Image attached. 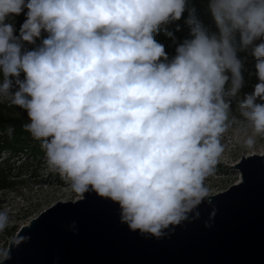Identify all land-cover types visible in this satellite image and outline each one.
<instances>
[{"label":"clouds","instance_id":"1","mask_svg":"<svg viewBox=\"0 0 264 264\" xmlns=\"http://www.w3.org/2000/svg\"><path fill=\"white\" fill-rule=\"evenodd\" d=\"M25 8L14 35L5 21ZM208 8L219 34L193 10L191 38L170 59L154 37L181 19L186 0H0V97L27 112L23 128L40 141L50 171L81 197L94 192L118 204L120 223L145 238L200 219L202 203L212 206L210 228L216 208L206 181L223 134L235 126L247 148L264 137V0H209ZM42 33L37 48L24 49ZM249 48L258 83L237 101V52ZM8 220L0 211V231ZM68 229L75 234L76 223ZM10 258L0 249V264Z\"/></svg>","mask_w":264,"mask_h":264},{"label":"water","instance_id":"2","mask_svg":"<svg viewBox=\"0 0 264 264\" xmlns=\"http://www.w3.org/2000/svg\"><path fill=\"white\" fill-rule=\"evenodd\" d=\"M240 181L202 203L200 219L166 238H145L120 223L118 204L85 193L74 202L42 206L9 241L5 264H264V155L242 157ZM75 222V234L68 225ZM30 237L16 245L18 236Z\"/></svg>","mask_w":264,"mask_h":264},{"label":"rangeland","instance_id":"3","mask_svg":"<svg viewBox=\"0 0 264 264\" xmlns=\"http://www.w3.org/2000/svg\"><path fill=\"white\" fill-rule=\"evenodd\" d=\"M202 2L208 20L205 29L209 34L218 35L219 30L208 8L209 0ZM26 12L27 9L25 8L19 16L8 19L17 28L14 35H19L20 27L26 19L24 14ZM46 35V33H42V36L37 38L35 43L24 42V49L34 50L39 46V43H42ZM154 38L164 45L165 51L171 59L176 55L177 45L191 37L190 33H182L176 39V43H173V40H164L163 34L159 31ZM260 42V40L255 41L256 44ZM237 56L243 62L242 76L244 79V86L240 89L239 97L236 98L238 101L243 99L245 94H250L254 90L258 79L255 74L257 61L251 54V48L238 51ZM226 74L231 75L230 73ZM20 78L23 79V73H21ZM0 81H2V76H0ZM257 102L261 101L258 100ZM0 104H4L6 114L29 122L27 112L17 106L10 105L7 98L0 97ZM231 110L233 115L239 116V109L235 100L231 101ZM247 134H252L251 128L247 129ZM244 136L245 133L237 132L235 126L223 134L221 143L224 146V152L217 164L216 174L206 181L211 196L226 191L240 181V173L234 166L240 162L242 157L264 155V137H256L254 147L247 148L243 144ZM36 142L40 143L38 140ZM33 153L30 149L16 153L0 149V211H6L9 217L6 228L0 231V249H7L9 241L14 238L18 231V223L27 225L30 220L38 217L42 206L51 207L59 201L74 202L82 198L81 195L72 191L69 183L63 180L58 173L50 171L45 160V154L35 156ZM65 190L71 191L72 194L67 197L60 193Z\"/></svg>","mask_w":264,"mask_h":264},{"label":"trees","instance_id":"4","mask_svg":"<svg viewBox=\"0 0 264 264\" xmlns=\"http://www.w3.org/2000/svg\"><path fill=\"white\" fill-rule=\"evenodd\" d=\"M202 1L203 0H186V10L182 14L181 19L161 26L160 32L163 34V39L168 41L172 40V38L165 35V30L172 32L176 39L182 33H190V26L186 21L190 12L193 10L197 20L204 28L207 27V14L202 6ZM5 22L11 24V21L8 19ZM178 26L179 30H177ZM14 29L17 28L14 27ZM40 44L41 43L38 45ZM26 123L27 122L21 118L6 114L4 104H0V149L12 153L28 151L30 149L34 152L33 154L35 156L44 155L45 153L41 148V144L37 143L31 134L24 130L23 125ZM10 127L13 129L11 137H9L7 131Z\"/></svg>","mask_w":264,"mask_h":264},{"label":"bare ground","instance_id":"5","mask_svg":"<svg viewBox=\"0 0 264 264\" xmlns=\"http://www.w3.org/2000/svg\"><path fill=\"white\" fill-rule=\"evenodd\" d=\"M61 194L63 193V194H65L67 197H69L71 194H72V192L71 191H68V190H65L64 192H60Z\"/></svg>","mask_w":264,"mask_h":264}]
</instances>
